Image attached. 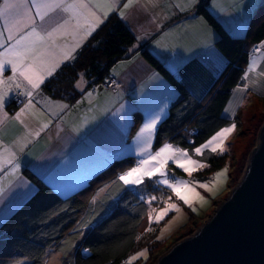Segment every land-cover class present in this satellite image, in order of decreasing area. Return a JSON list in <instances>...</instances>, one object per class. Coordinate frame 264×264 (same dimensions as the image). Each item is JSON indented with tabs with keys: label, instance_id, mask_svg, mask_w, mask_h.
I'll return each mask as SVG.
<instances>
[{
	"label": "crops",
	"instance_id": "0c3cea01",
	"mask_svg": "<svg viewBox=\"0 0 264 264\" xmlns=\"http://www.w3.org/2000/svg\"><path fill=\"white\" fill-rule=\"evenodd\" d=\"M201 1L134 0L125 9L123 5L127 0H118L116 11L105 18L103 6H97L101 0H83L86 8L81 10L84 13L82 24L85 18L91 19L86 16L89 10L95 11L103 23L116 13L136 37L128 55L117 60L109 71V76L115 79L116 90L105 88L100 82L89 85L84 77H79L75 83L79 94L69 102L42 92L43 84L39 89H31L18 73L12 81H8L7 78L14 74L10 65L6 66L7 70L0 74V79L5 81L0 84V91L8 93L3 108L8 115L0 123V161L11 159L12 163H0V186L4 189L0 194V223L36 190L34 183L24 175L25 168L58 194L67 196L84 186L92 175L115 158L133 156L139 161L155 155L164 144L177 148L166 142L153 149L152 135L147 151L142 157L136 155L147 141V138L143 141L137 139L139 129L152 118L158 117V124L178 95L177 90L141 55L140 49L146 48L168 70L170 66H175L177 71L170 72L179 79L192 59H197L211 78L215 77L224 67L226 59L214 45L216 36L213 29L196 12V6ZM70 2L72 0H66V3ZM263 3L264 0H207L206 8L229 33L242 36ZM32 11L34 13L35 9ZM257 17L263 18L261 13ZM67 18V13L57 9L44 20L34 17V22L37 31H48ZM72 23L76 21L72 20ZM3 27L0 22V31ZM8 43L14 44L15 40L7 41V32H4L0 38V53L4 52ZM73 43L71 34L58 38L56 55L60 56L61 49L66 50ZM258 45L259 49L251 52L249 58L258 69L264 70V54L257 53L264 51V39ZM50 77L46 76L45 81ZM78 82L80 87H76ZM17 83L21 84L24 98L20 104L12 102ZM239 86L232 88L224 110H227L232 95L243 91ZM28 90L33 92L31 97L26 95ZM29 102L32 107L19 120L14 119L15 114ZM117 109H120L119 116L123 119L113 117L112 113ZM44 124L48 126L42 127ZM37 132L39 135H36ZM93 145L99 148L97 154L89 152Z\"/></svg>",
	"mask_w": 264,
	"mask_h": 264
},
{
	"label": "trees",
	"instance_id": "16d2710c",
	"mask_svg": "<svg viewBox=\"0 0 264 264\" xmlns=\"http://www.w3.org/2000/svg\"><path fill=\"white\" fill-rule=\"evenodd\" d=\"M206 1L196 6V12L213 29L214 45L226 59L215 77L211 78L200 62L192 59L179 79L146 48L140 49L141 55L178 92L157 124L152 148L169 142L188 150L204 164L194 173L199 179L208 178L220 168L227 153L205 149L194 154L193 149L230 123L231 119L223 112L232 88L243 81L252 45L264 39V3L249 21L245 34L236 36L207 10ZM259 13L262 19L257 17ZM135 42L136 37L119 15L112 14L75 52V59L65 62L43 83L42 92L72 102L79 94L75 89L79 77H84L89 85L101 82L109 76L113 64L128 55ZM16 89L22 91L21 87ZM135 161L133 156L113 159L67 196L58 194L25 168L23 173L36 190L0 223V264L126 263L144 231L148 214L144 197L160 190V184L154 183L158 175L151 180L145 178L143 184L133 187L119 181L115 173L130 168ZM83 224L88 227H81ZM153 229L155 239L158 228Z\"/></svg>",
	"mask_w": 264,
	"mask_h": 264
},
{
	"label": "snow or ice",
	"instance_id": "6c2138e0",
	"mask_svg": "<svg viewBox=\"0 0 264 264\" xmlns=\"http://www.w3.org/2000/svg\"><path fill=\"white\" fill-rule=\"evenodd\" d=\"M117 2L118 0H101V3L97 6H103V15L106 18L109 13L116 11ZM133 2L134 0H127V3H124L123 7L128 9ZM188 2L191 3L193 0H188ZM85 8L86 5L83 0H72L70 3H66V0H2V4H0V22L3 23L4 27L3 30L0 31V38L4 36V32H7V41L10 42L15 40V43H8L4 47V52L0 53V74L4 73L7 70L6 66L10 65L11 72L14 75L9 76L7 78L8 81H12L15 74L18 73L19 77H22L23 80L31 86V89H39L41 84L44 83L46 76H52L54 72L62 66L64 61L75 59V51L80 48L103 23L100 16H98L95 11L89 10L86 16L91 19L88 20L85 18L82 24L81 17L84 13L81 10ZM33 9H35L34 13L32 11ZM57 9L67 13L68 18L64 19L63 23H57L51 30L37 31L34 17H39L40 20H44L49 13ZM121 15H123V13H121ZM72 20H75L76 23L73 24ZM69 34L73 36L74 43L66 50L62 48L61 55L57 56L55 49L59 46L58 38L65 37ZM252 67L253 65H249V71ZM169 71L175 72L177 68L175 66H170ZM261 75H264V73H261ZM4 83L5 81L0 79V84ZM20 87L21 84L17 83L16 88ZM76 87H80L79 82L76 84ZM7 95V92L0 91V123H3L8 115L6 112H3L6 103L5 97ZM26 95L31 97L33 95L32 90H28ZM31 107L32 104L29 102L15 114L14 119L19 120L21 115ZM64 107L67 106L65 105ZM119 113L120 109H117L112 115L113 117L123 119V117L119 116ZM158 119V117L150 119L139 129L137 139L143 141L147 138V141L145 146L141 147L140 151L136 154L137 156L142 157L147 151V147L150 146L151 136L157 128ZM47 126V124H44L42 127L46 128ZM235 127V124H232L231 126L222 128L206 143L202 144L200 147H195L194 152L199 154L202 152V149L210 148L213 153L217 152V149L223 153L225 150L223 147L224 138L232 133ZM36 135H39V132H37ZM171 149L172 145L164 144L155 152V155H149L147 159L139 160L137 166L131 167L123 174H120L118 179L126 186L141 185L144 183L145 178L151 180L159 173L162 179L155 180L154 183L167 185L172 193H174L184 205L191 207L194 198H199L203 201L204 197L195 187L189 186L188 181L176 180L174 183L170 182L164 169L167 162L171 160L176 162L177 167L191 175L198 167V162L188 156L187 150L182 153L183 160L179 162L175 153L181 150L177 148L173 152ZM89 152L97 154L99 148L95 145L90 146ZM153 161L155 163H152ZM0 163L11 164L12 160L8 159L6 161H0ZM145 165L150 166L145 167ZM13 171H15V169H13ZM219 175L220 174H217V177H219ZM196 184L205 191H211L207 183L197 181ZM3 191V187L0 186V194H2ZM155 199L156 197L152 196L149 202ZM0 201H2V196H0ZM172 209L176 211L180 210L175 203L168 204L167 207L162 209L160 214L157 215V222L163 219ZM194 210L195 209H193V211ZM81 227H88V225L83 224ZM82 235H84V233H81V236ZM85 251L87 250L85 249ZM135 258L136 257H133L132 259Z\"/></svg>",
	"mask_w": 264,
	"mask_h": 264
},
{
	"label": "rangeland",
	"instance_id": "374dc122",
	"mask_svg": "<svg viewBox=\"0 0 264 264\" xmlns=\"http://www.w3.org/2000/svg\"><path fill=\"white\" fill-rule=\"evenodd\" d=\"M258 49L259 45H252L251 52H255ZM257 53L263 55L264 51L262 50ZM249 61L250 64L247 63L243 78L245 83L239 86L243 91L236 96L232 95L227 110L223 112L225 117H229L231 121L222 128L231 126L232 124L236 126L234 131L224 138L223 147L225 149L224 152L227 153L224 164L220 168L214 170L208 178L199 179L194 173L201 170L204 164L199 162L195 155L187 150L188 156L198 162V167L191 175L185 173L183 169L176 166V162L171 160V163L168 162L164 169L170 182L174 183L176 180L188 181L189 186L195 187L204 197V200L202 201L199 198H194L191 207L186 206L174 193H172L167 185L162 184H160V190L156 194L146 195L144 199L148 205V214L144 221V231L141 234L138 247L129 254L126 263L123 264H154L157 258L172 244L194 232L197 227L212 214L215 207L226 198L229 191L241 178L250 152L257 143L259 130L264 124V75H261V73H264V70L258 69L256 63L252 64V59L249 58L248 62ZM249 65H253L250 71ZM222 128L216 132L220 131ZM216 132L212 133L204 141L196 145V147H200L202 144L206 143ZM177 148L172 147L171 151L174 152ZM178 149L181 151L176 152L175 155L177 160L182 162V153L185 149ZM205 149L211 151L210 148ZM205 149H202V151ZM215 153L220 154L221 152L217 149ZM194 154L197 153L194 152ZM181 172L184 174H181ZM217 174H220L219 177H217ZM156 175L159 176V179H162L159 173ZM197 181L207 183L211 191L209 192L199 188L196 184ZM93 192H95V189ZM91 196L93 197V195ZM152 196H155L156 199L149 202ZM170 203H175L180 210H170L163 219L157 222V215ZM193 209L195 210L193 211ZM155 226L158 228L156 240L152 234ZM147 248H149V250ZM52 257H54V255H52ZM133 257L136 258L132 259Z\"/></svg>",
	"mask_w": 264,
	"mask_h": 264
},
{
	"label": "water",
	"instance_id": "95a60500",
	"mask_svg": "<svg viewBox=\"0 0 264 264\" xmlns=\"http://www.w3.org/2000/svg\"><path fill=\"white\" fill-rule=\"evenodd\" d=\"M154 264H264V124L226 198Z\"/></svg>",
	"mask_w": 264,
	"mask_h": 264
},
{
	"label": "built area",
	"instance_id": "2783aa9c",
	"mask_svg": "<svg viewBox=\"0 0 264 264\" xmlns=\"http://www.w3.org/2000/svg\"><path fill=\"white\" fill-rule=\"evenodd\" d=\"M257 45H258V44H256V46H257ZM100 84H101L103 87L108 88V89H111V90H116V87H117V86H116L115 79L112 78L111 76H107V77H105V78L100 82ZM15 89H16V88H15ZM13 94H14L13 97H12L13 103H14V104H20L21 101L24 99L23 96H22L21 91H20L19 89H16V90H14V93H13ZM137 162H138V160H136L132 166H137ZM132 166H131V167H132ZM126 170H128V169H126ZM126 170H124V171H118V172L116 173V175H120V174L126 172Z\"/></svg>",
	"mask_w": 264,
	"mask_h": 264
}]
</instances>
